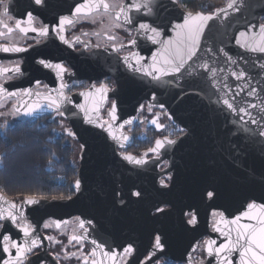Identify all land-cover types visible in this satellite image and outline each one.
<instances>
[{
	"label": "water",
	"instance_id": "obj_1",
	"mask_svg": "<svg viewBox=\"0 0 264 264\" xmlns=\"http://www.w3.org/2000/svg\"><path fill=\"white\" fill-rule=\"evenodd\" d=\"M83 2L84 0H49L48 13L54 16H71L76 5ZM124 2L130 3L131 0ZM228 2L229 0H225L211 10L224 8L228 16L225 18L221 13L208 22L201 39L200 55L210 46L223 47L237 64L226 62L223 55L217 57V63L213 66L218 70L223 69L218 75L221 92L228 91L223 88V84L227 83L231 89L228 98L239 93L236 96L239 106H244L243 101L259 105L264 101V70L259 68V64L264 63V53L248 51L238 45L236 40L241 31H259V24L264 23V0H243L239 12L227 9ZM153 11L152 16L143 11H133L131 15L135 25L143 21L160 27L163 30L161 39L174 37L173 25L182 23L188 12L178 5L177 0H156ZM125 28L137 40L135 46L129 45L131 52L139 53L145 58L144 63H150L152 53L160 45L139 35L132 25ZM125 55L118 56L108 49L85 55L72 54L75 76L90 81L110 77L115 85L108 91L98 115L93 114L96 124L85 123L84 113L77 107L92 105L91 98L81 95L92 91L91 85L86 90L68 95L71 103L64 104L61 110L65 115L62 118L76 134L75 138L80 145L76 180H80L81 185L70 199L45 201L32 206L38 213V222L47 216L62 219L72 215H78L86 222L91 221V224H85L88 229L86 241L94 248L96 246L91 241L96 240L97 244L105 246V251L116 250L117 253L132 241L133 236L141 239L142 247L143 240H146V244L152 234L159 231L160 223H165L166 230L162 232L163 241L168 248L165 252L174 253L169 256L171 260L187 264L189 253H192L197 240L206 232L211 210L223 211L226 218L232 219L245 211L248 203H264V138L258 135L250 137L243 132L241 129L244 125L239 123V117L222 103L215 102L219 93L211 86L208 74L202 70L198 78L203 84L202 88L190 89L184 81H180L178 87L175 83L152 81L143 73L128 69L122 59ZM239 69H244L250 79L236 80L231 76V71ZM172 79L173 77H164V80ZM188 79L191 78L186 76L185 80ZM246 82L257 89V96L249 97L247 88L240 91ZM108 99L117 102L118 119L114 127L125 120L131 119L133 122L143 103L156 107L161 103L165 104L164 110L168 118L171 115L170 121L185 129V133L176 138V144L164 147L167 153L165 158L170 163L168 169L159 170L157 161L146 157L148 163L143 166L123 159L120 149H124L128 142H123L124 146L120 147L106 128L97 126L102 123L101 113ZM96 101L99 102V95ZM249 111L257 116L260 109ZM51 113L56 112L45 107L32 118ZM248 127L256 129L257 126L249 124ZM121 133L123 134V128L119 129L117 135ZM168 172H171L172 180L169 187H163L159 179ZM134 191H139L141 196H133ZM207 191H213L214 197L208 198ZM149 201L158 202V205L169 204L170 209L151 216L149 211L151 212L153 205L149 206ZM19 205L23 208L27 203L24 201ZM186 211L196 213L197 226L191 227L186 223ZM242 223H248L247 219H243ZM210 239H215L218 246L224 242L225 237L215 232ZM97 251L100 252L99 249ZM96 258L103 259L99 255ZM230 259L233 264H239V253L234 251ZM154 260L152 258L144 264H150ZM128 264H138V261L133 258ZM204 264L219 262L214 257H208L205 252Z\"/></svg>",
	"mask_w": 264,
	"mask_h": 264
},
{
	"label": "snow or ice",
	"instance_id": "obj_2",
	"mask_svg": "<svg viewBox=\"0 0 264 264\" xmlns=\"http://www.w3.org/2000/svg\"><path fill=\"white\" fill-rule=\"evenodd\" d=\"M44 2L45 0H34L36 5H42ZM155 3L156 0H131L130 3H125L124 0H84L83 3L76 5L71 16H61L58 23L51 30L55 32L62 43L69 47H75L77 44L83 43L84 48L87 49L90 46V42H82L79 36L73 37L72 40L68 39L64 34L65 29L67 26L74 25L80 19H91L93 23L99 21L101 24V31L93 32L92 35L98 38L103 35L106 37L107 46L113 51H120L124 49L126 45L123 43L117 44L116 41L118 37L110 33L115 29L132 25L139 35L145 36L153 44H159L160 48L152 53L150 63H144L143 61L145 58L137 52H130L128 55H125L122 59L128 69L143 73L145 76L150 77L152 81L163 82L165 84L175 83L178 87L180 86V81H184V84L190 89L203 87V84L198 79L202 70L203 73L208 74L211 86L216 90V93H219L215 102L218 104L222 103L228 110L239 117V123L244 125L241 129L243 132L248 133L250 137L258 135L260 138H264V101L259 105L243 101L244 106H239L236 102V96L239 95V93L228 98V93L231 92V89L227 83L223 84V88L228 91L221 92V84L218 80V75L223 69L218 70L213 64L217 63V57L220 55H223L226 62L232 65H236L237 61L234 60L223 47L213 48L210 46L204 50L203 55H200L201 39L208 26V22L221 13L227 18V10L220 8L207 13L204 11H188L185 13L182 23L173 25L175 36L169 39H161L163 30L160 27L153 26L152 23L143 21L135 25L134 18L131 15L133 11H143L146 15L152 16L154 14L153 6ZM0 5H3V10L0 12V28H2V30H0V36L6 38L20 36L22 38L31 31L37 33L39 37H48L50 32L49 26L44 25L39 28L33 26L35 18L31 12L27 13V27L22 26L21 20H16L14 27L9 26L4 19L5 17L8 20L12 19V17L8 15V5L4 0H0ZM242 5L243 0H229L227 9L239 12ZM105 18L107 19V23L104 22ZM258 28V32L253 31L249 33L247 31H241L236 43L248 51L264 53V23L259 24ZM85 35H87V33H85ZM37 43H39V41H37ZM136 43V38L128 40V45L130 46H135ZM96 47H100V45L98 44ZM26 51H28V48L19 46L15 40H13L12 43L0 44V52L21 53ZM38 63L46 68L56 70V74L61 80L59 87L48 89L47 85H44V92H34L32 88L9 91V89L5 87V84L0 82V106H2V102L5 100L18 97L19 106L16 104L12 106V115H19L23 112L25 116H32L35 112L47 107L49 109H54L57 116L63 117L65 112L61 109L65 103H71V99L65 95L64 91L68 85L63 82L64 74L68 72L69 69L62 63H52L44 59H40ZM259 68L264 70V63H260ZM9 73L22 74L20 64L16 63L12 67L0 65V78H3L5 81L12 80L14 76L9 75ZM186 76L191 79L185 80ZM231 76L236 80L247 81L250 79L248 73L244 69L231 71ZM164 77H173V79L164 80ZM35 83L37 86L41 84L39 80ZM91 88L93 89L92 91L81 93V95H84L86 98H91L93 101L92 105H77V107L83 111L85 123L96 124L97 121L93 119V114L95 113L98 115L99 107L107 98L109 89L105 84H102L99 88L92 85ZM245 88L248 89L247 95L249 97L257 96V89L250 87L247 82L240 91H243ZM97 95H99V102L96 101ZM152 99H155V93H153ZM140 107L144 108V105H140ZM159 107L163 110L165 109V104L161 103ZM256 108L260 109V112L257 114L259 118L253 116L252 112L249 111L250 109ZM148 111H152L151 104L148 105ZM74 114L75 113H73V115ZM0 115H4V113H0ZM108 115L110 120L99 123L97 126L106 128L111 138L117 141L120 147H123V142L128 141L129 137L122 133L117 135V132L119 129H122L124 125L131 124L132 120H125L122 124L114 127L118 119L116 101L111 102ZM246 117L247 119H245ZM169 119H171V115H169ZM151 123L158 129L165 127V125L158 123V118L152 119ZM249 124L256 125V129L248 127ZM4 127H7V124H5ZM65 131L70 136L75 137L76 135L68 129H65ZM176 131L181 134L185 133V129L180 127H178ZM176 142V139H170L168 136H165L163 139H156L155 146L149 148L148 152L155 153L156 158L159 159L160 150L166 145H174ZM81 147H83V145ZM121 155L124 160L134 165L143 166L148 163V160L145 158L147 152L140 157L131 153H121ZM164 163L167 164L166 161ZM166 179L171 180V175L160 179L159 183L164 187L168 186L165 182ZM80 185L81 181L76 180L74 184L75 190H79ZM132 195L140 197L141 193L135 191ZM206 195L208 198H212L215 193L213 191H207ZM68 198L70 199L71 197ZM5 199L4 196L0 195V200ZM6 202L8 204L6 209L0 207V221H10L12 225L19 229L23 233V242H18L9 234L0 233V236H2L3 252L7 254V258L3 259L2 264H29V257L43 246L44 241L39 235H36L35 227L26 219L25 214L20 211L22 205H18L12 200H7ZM25 202L29 205H38L40 199L28 195L25 197ZM121 203H123V201H121ZM163 211V208H156L157 213H162ZM185 215L190 217L187 220L188 225L197 224L198 221L195 212L190 211ZM216 217H219V219H216ZM245 218L248 223H242V220ZM75 222L76 228L73 229V234L68 237V242L72 243L75 241L76 244L82 247L83 242L88 238V229L85 227V224H91L92 222H86L79 217L75 218ZM68 223V221L62 220L54 221L56 228H60L61 225H67ZM3 227L4 225L0 224V228ZM43 227L47 229L52 227V224L45 222ZM212 227L213 231L225 237L224 242L217 246V241L215 239H206L202 244L193 247V252H195L197 248L202 247L207 256L214 257L219 264H233L230 257L235 251L239 253V264H264V203H248L246 210L232 219L226 218L223 211L213 212ZM77 229L82 230V232L80 234H75ZM233 233L235 235H233ZM44 239L53 241L56 244L60 243L54 236H47ZM91 243L96 247L91 250L90 254L84 255L80 252L83 264H106V262H110V264H128L129 258L135 252L132 244L124 246L122 252L117 253L115 251H105V246L103 244H97L96 240H92ZM152 248L158 250H163L165 248L161 235H155ZM97 249L100 250L99 253ZM77 254V252H66L65 259L75 257ZM98 255L102 256L103 259H97L96 257ZM56 256L58 258L59 253H57ZM147 259L151 261L152 256L149 255ZM41 264H43V262H41ZM141 264H143V262H141ZM187 264H193L191 253H189Z\"/></svg>",
	"mask_w": 264,
	"mask_h": 264
},
{
	"label": "flooded vegetation",
	"instance_id": "obj_3",
	"mask_svg": "<svg viewBox=\"0 0 264 264\" xmlns=\"http://www.w3.org/2000/svg\"><path fill=\"white\" fill-rule=\"evenodd\" d=\"M4 2L8 5V15L12 17L11 20H8L6 17L4 18L5 22L8 23L9 26L14 27L15 21L21 20L22 26L27 27V13L31 12L35 18L33 26L39 28L41 26L47 25L50 28L48 37H39L37 33H33L31 31H29L27 35L23 36L22 38L20 36H14L13 38L0 36V44L12 43L13 40H15V42H17L19 46L28 48V51L21 53L0 52V65L12 67L14 64L19 63L21 67L22 74L9 73V75L14 76L12 80L5 81L3 78H0V82L4 83L5 87H7L9 91L23 88H32L34 92H44V85H47L48 89H55L59 87L61 80L57 76L56 70L46 68L43 65L39 64L38 61L40 59H44L52 63H62L67 69H69V71L66 72L63 77V82L68 85V87L64 90L66 96L86 90L90 87V85L100 87L102 84H105L107 85L109 90L113 89L115 84L113 79L110 77H102L100 79L90 81L86 78H81L73 74L72 54L85 55L92 51L105 49L113 51L109 46L106 45V37L101 35L98 38L97 36L92 35L93 32L101 31V24L99 21L93 23L91 19H80L74 25L67 26L64 34L68 39L72 40L73 37L79 36L82 42H90V46L87 49L84 48L83 43L77 44L75 47H69L68 45L62 43L56 36L55 32L51 30L58 23L61 16H54L48 13L47 3L49 2V0H45L44 4L42 5H36L34 3V0H4ZM2 10L3 5H0V12H2ZM104 22L107 23L106 18ZM0 30H2V28H0ZM85 33H87V35H85ZM110 34H114L118 37L116 41L117 44L123 43L126 45V47L120 51H113L118 56L125 55L132 51V49L128 45V40L133 38V33L130 30L126 28H119L113 30V32ZM37 41H39V43H37ZM98 44L100 45V47H96V45ZM37 80L41 82L39 86H37L35 83ZM18 100V97L7 99L3 101L2 106H0V113H4V115H0V194L6 198L5 200H0V207H3L5 209L8 207V204L6 202L7 200H12L19 205L20 203L24 202L25 197L28 196L21 194L12 195V193H8L9 191H4V188H7L9 190L11 189L12 181L10 180V178H5L7 182L3 183L4 178H2V175L6 174L4 168L9 162L7 154L9 150L1 149V146H4V148L10 146V134H8V132L10 131L12 126H20L21 129H27V127L30 125L43 123L44 121L56 123L57 126L54 132L58 134L59 137L64 138V136H67L74 143L77 142L75 137L68 135L65 131V129L71 131L68 122L61 116H57L56 113H51L36 118H32V116H34L36 112L32 116H25L23 112H21V114L19 115H12V106L14 104L19 106ZM112 101L113 99H108L104 109L102 110V123L105 121H109L108 112ZM143 105L144 108H141L139 110L136 119L131 124H127L123 127V134L128 136L129 140L127 141L128 143L125 148L120 149V151L125 154L131 153L133 155H144L147 152L146 158L154 159L155 161H157L159 170L168 169L170 167V163L168 159L165 158L167 155V153L165 152L166 150L164 148L161 149L159 159H157L156 154L148 152V149L155 146L156 139H163L165 136H168L170 139H176L177 137L182 135L181 133L176 131L179 126L170 121L164 109L162 110L159 107L152 105V111L149 112V104L143 103ZM154 118H158V123L165 125V127L162 129H158L155 125H153L151 123V120ZM60 120L65 121L67 126L63 127L62 129L58 128V123ZM5 124H7V127H4ZM139 136L142 137L141 140H138ZM139 141L142 142L141 145H139ZM77 145L78 153L74 159V162L77 164L76 166H74L75 168H73L74 171L73 173H71L72 175L69 177L68 181H65L64 178L57 174L49 175V179L51 180V182L46 187L50 188L52 190V193L32 195L40 199V203L51 200H65L69 199L68 197L72 198L75 195L76 190L74 188V184L77 179V168L80 153V145L78 142ZM70 146L73 147L72 145ZM165 147L169 146L166 145ZM165 161L167 162V164L164 163ZM168 175H171L172 177L171 172H168L160 176V179L165 178ZM59 177L61 178L59 179ZM171 180H165L166 184L168 185L167 187L170 186ZM58 188H63V191L58 192ZM148 204L149 206L153 205L151 212L149 211L151 216H157L161 214L156 212L157 207L163 208V212H166L170 209L169 204L158 205V202L154 201H149ZM20 211H22L25 214L26 219L33 224L36 229V235H39L44 241L43 246L40 249L36 250L34 254L29 257V264H41V262H43V264H83L82 258L80 257V252H82L84 255H88L91 253V250L93 248L86 240L83 242L82 247L81 245L76 244L75 241H73L72 243L68 242V237L73 234V229L76 228L75 218L79 217L78 215H72L68 218L62 219H58L53 216H47L44 217L41 222H38V213L32 205L27 204L23 206V208H20ZM213 212L220 211H210L206 232L197 240L196 245L202 244V242L206 239H210L211 236L215 233L212 227ZM186 213H188V211L184 213V218L187 223V220L190 217L185 215ZM216 219H219V217H216ZM56 220L68 221L69 223L67 225H61L60 228H56L54 224V221ZM45 222L51 223L52 227L45 229L43 227V224ZM0 224L4 225L3 228H0V233L9 234L18 242H23V233L14 225H12L10 221H0ZM160 224L161 228L158 231L160 234L158 232H154L146 244V240H143L144 247L143 245L142 247H140L141 239L139 237L134 238L133 236L132 241H130L128 244L133 245L135 252L129 258V260L135 258L138 261V264H141V262H143L144 264L148 261L147 257L151 255L152 258H155V260L150 264H184V262L182 261L171 260L169 256L173 255L174 253L170 251L165 252L168 249L166 245L163 250L152 248L155 235H161L162 241L164 239L162 232L166 230V224ZM197 225L198 223L196 225L189 226L193 227ZM81 232L82 230L77 229L75 234H80ZM47 236H54L56 240L60 241V243L56 244L53 241L44 239ZM163 242L165 244V241ZM66 252H77L78 254L75 257L65 259ZM57 253H59L58 258L56 256ZM191 257L194 264H201V262L202 264H204L205 251L202 247L197 248L195 252L192 251ZM5 258H7V254L3 252L2 236H0V264H2V261ZM106 264H110V262H106Z\"/></svg>",
	"mask_w": 264,
	"mask_h": 264
},
{
	"label": "trees",
	"instance_id": "obj_4",
	"mask_svg": "<svg viewBox=\"0 0 264 264\" xmlns=\"http://www.w3.org/2000/svg\"><path fill=\"white\" fill-rule=\"evenodd\" d=\"M224 1L177 0L182 9L193 12H206L209 7L215 8ZM56 126V123L44 121L30 125L27 129H21L20 126L11 127L8 132L10 146L6 148L1 146V149L9 150V153L7 152L9 162L4 168L6 174L2 175L3 183L7 182L5 178H10L12 181L11 189L4 188V191L23 193L32 191L34 187L41 185L40 189L35 192L42 194L49 192L50 194L52 190L46 187L51 182L50 174L60 175L68 181L77 163L74 162L72 147L54 132ZM141 144L142 142L139 141V145ZM62 191L63 188H58V192Z\"/></svg>",
	"mask_w": 264,
	"mask_h": 264
},
{
	"label": "rangeland",
	"instance_id": "obj_5",
	"mask_svg": "<svg viewBox=\"0 0 264 264\" xmlns=\"http://www.w3.org/2000/svg\"><path fill=\"white\" fill-rule=\"evenodd\" d=\"M210 8V9H209ZM208 9H209V11H211L212 9H213V7H209ZM209 11H206V12H209ZM67 126V124H66V122L65 121H62V120H60L59 121V123H58V128H60V129H62L63 127H66ZM63 140H64V142L65 143H67V144H69V145H72L73 147H72V150H73V153H72V155H73V158L75 159V157H76V155H77V153H78V145H77V142L76 143H74L72 140H70L67 136H64V138H62ZM142 139V137L141 136H139L138 137V140H141ZM20 153V152H19ZM17 154H18V152H17ZM50 169V168H49ZM51 175V174H50ZM61 177H59V179H60ZM39 186H41V185H37V187H34L33 189H32V191H28V192H30V193H28V192H17V193H12V191H10L11 193H12V195H19V194H21V195H39V194H42V193H36L37 191L36 190H38V189H40V187ZM36 191V192H35ZM35 192V193H34ZM28 193V194H27ZM44 194H49V192H46V193H44Z\"/></svg>",
	"mask_w": 264,
	"mask_h": 264
}]
</instances>
